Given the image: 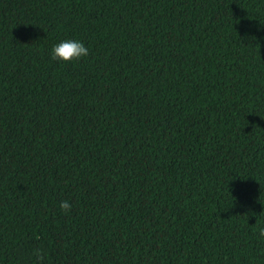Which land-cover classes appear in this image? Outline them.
Listing matches in <instances>:
<instances>
[{"label": "trees", "instance_id": "trees-1", "mask_svg": "<svg viewBox=\"0 0 264 264\" xmlns=\"http://www.w3.org/2000/svg\"><path fill=\"white\" fill-rule=\"evenodd\" d=\"M260 227L264 0H0V264H264Z\"/></svg>", "mask_w": 264, "mask_h": 264}, {"label": "clouds", "instance_id": "clouds-1", "mask_svg": "<svg viewBox=\"0 0 264 264\" xmlns=\"http://www.w3.org/2000/svg\"><path fill=\"white\" fill-rule=\"evenodd\" d=\"M90 54V49L78 39H66L63 40L51 48V60L62 63L78 62L82 58H86ZM61 211L67 215L72 210V205L69 201L65 200L60 203ZM258 237L264 239V227L258 229ZM39 261L44 260V255L41 252L36 253Z\"/></svg>", "mask_w": 264, "mask_h": 264}]
</instances>
